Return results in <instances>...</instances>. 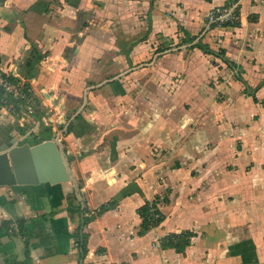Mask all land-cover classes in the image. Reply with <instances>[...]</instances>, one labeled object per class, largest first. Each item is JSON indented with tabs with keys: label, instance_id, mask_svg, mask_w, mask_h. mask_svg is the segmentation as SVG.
<instances>
[{
	"label": "crops",
	"instance_id": "0c3cea01",
	"mask_svg": "<svg viewBox=\"0 0 264 264\" xmlns=\"http://www.w3.org/2000/svg\"><path fill=\"white\" fill-rule=\"evenodd\" d=\"M230 4L235 23L207 26ZM32 44L49 54L28 78ZM0 61L45 114L73 118L72 180L0 186V264H264V0H0ZM2 106L0 152L24 125ZM45 114L23 139L53 138ZM156 198L163 219L142 235ZM185 231L184 252L163 246Z\"/></svg>",
	"mask_w": 264,
	"mask_h": 264
},
{
	"label": "water",
	"instance_id": "95a60500",
	"mask_svg": "<svg viewBox=\"0 0 264 264\" xmlns=\"http://www.w3.org/2000/svg\"><path fill=\"white\" fill-rule=\"evenodd\" d=\"M72 179L66 155L52 138L13 144L0 152V186L55 184Z\"/></svg>",
	"mask_w": 264,
	"mask_h": 264
},
{
	"label": "built area",
	"instance_id": "2783aa9c",
	"mask_svg": "<svg viewBox=\"0 0 264 264\" xmlns=\"http://www.w3.org/2000/svg\"><path fill=\"white\" fill-rule=\"evenodd\" d=\"M236 5L237 4H230L213 7L206 16L207 26L235 23L237 20ZM25 82H28V80L24 79V77H21L17 70L16 64L11 65L10 67H6L0 61V92H2L3 95V97L0 96V99L5 102L2 107L5 108L12 115L18 117L22 124H24V122H27L28 118L34 112H36L38 108V101L31 94L30 86L25 88ZM8 96L13 97L15 99L23 100V106L21 108H18L12 103H7V99L5 97ZM72 120L73 118L71 119L69 117H66V115H62L61 118H58L55 116L54 112H47V114H45V116L43 117V123L46 126H51L52 128L56 126L58 122H61L52 139L55 140V142L62 150H64L65 148L64 138L68 133V128ZM27 135H29V133ZM157 205L158 208L154 205V201L149 204L148 219L149 222H152L153 224L161 220L163 217V214L159 209V203H157ZM11 227H16V223L12 222ZM82 234L83 232L80 231L77 236V245L80 248V243L82 242Z\"/></svg>",
	"mask_w": 264,
	"mask_h": 264
},
{
	"label": "trees",
	"instance_id": "16d2710c",
	"mask_svg": "<svg viewBox=\"0 0 264 264\" xmlns=\"http://www.w3.org/2000/svg\"><path fill=\"white\" fill-rule=\"evenodd\" d=\"M229 24L230 23H227L226 25H229ZM195 38H196V36L189 35L187 37V40L189 42H193ZM192 46L200 48V50H202L204 53L212 54V55L220 58L221 60L226 62L228 64V66L231 68L237 67L236 65H234L233 63L230 62V59L226 55V49L223 46L218 47V50H214V49H211L209 47V45L202 42V40H198ZM48 54H49V49H45V51H42L35 44H32V49L30 51V54L27 56V58H25L23 60V62L21 64V74L24 75V77H28V78L34 77L36 72H37V65ZM235 76L237 79L244 81L243 83L245 84V92L248 93L249 90H252L253 98L255 101H257V97L255 96L254 91H255V89H257L258 86L256 88H252L248 85L247 81L243 78V76L241 74H236ZM24 86H25V88L29 87L30 86L29 81L25 82ZM0 96L3 97L2 92H0ZM5 98L7 99V103H10V104L12 103L15 106H17L18 108H21L24 104V101L21 99H15V98L10 97V96L5 97ZM4 103H5L4 101H3V103L0 101L1 105H3ZM37 103H38V108H37L36 112H34L32 115H35V117L39 120V119H41L40 117H42L46 112L39 107V102H37ZM262 103L264 104V99L262 100ZM38 123H40V122L38 121ZM72 123H73V120H72V122L68 128V132L71 129ZM46 127L48 128L49 126H46ZM18 128H19V131L21 134L26 129V128H24V126H19ZM13 142H15V140ZM33 142L35 143V141H33ZM128 193H129L128 190L124 189V190H122L121 195L125 196ZM116 203H117V201H113V202L102 205L96 214H101L104 211L114 207L116 205ZM157 203H159V201L156 198L154 200V205L156 207L158 206ZM149 204H146L145 206H142L139 209V212L143 217L141 229L139 231V233L142 235L145 234L151 227L158 225L163 219V217H162V219L159 220L158 222H156L155 224H153L152 222H149V219H148ZM96 214L83 215L82 223L80 224V227H82L84 224H87L88 222H90L96 216ZM194 235H195V233H193L191 231H185V232H180V233H170L163 240V246L175 247L178 251L184 252L186 247L191 244V238ZM80 244H81V249H82L81 257H83L87 251V235L84 233L82 234V242Z\"/></svg>",
	"mask_w": 264,
	"mask_h": 264
},
{
	"label": "rangeland",
	"instance_id": "374dc122",
	"mask_svg": "<svg viewBox=\"0 0 264 264\" xmlns=\"http://www.w3.org/2000/svg\"><path fill=\"white\" fill-rule=\"evenodd\" d=\"M24 128H26L25 130H24V132L22 133L23 135H24V133L28 130V129H31V127H32V123H29L28 121L27 122H24ZM26 126V127H25ZM21 133H17V136L19 137V140L20 141H22L21 143H24V142H29V138H28V140H26V139H23L22 138V135ZM34 134V133H33ZM28 136V135H27ZM34 137L36 138V142H40V141H43V140H41V137L39 136V135H34ZM15 139H18L16 136H15Z\"/></svg>",
	"mask_w": 264,
	"mask_h": 264
}]
</instances>
